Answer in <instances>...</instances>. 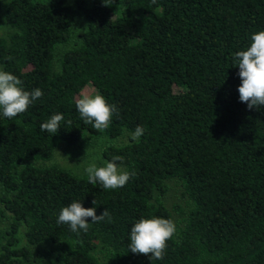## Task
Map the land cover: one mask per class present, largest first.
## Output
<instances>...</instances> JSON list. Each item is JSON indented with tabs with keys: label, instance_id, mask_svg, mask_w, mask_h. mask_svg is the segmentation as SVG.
Wrapping results in <instances>:
<instances>
[{
	"label": "trees",
	"instance_id": "trees-1",
	"mask_svg": "<svg viewBox=\"0 0 264 264\" xmlns=\"http://www.w3.org/2000/svg\"><path fill=\"white\" fill-rule=\"evenodd\" d=\"M79 15L86 28L57 69V47ZM6 19L14 31L0 36L3 71L43 96L14 118L0 110V201L13 215L0 264H264V107L240 101L235 66V53L264 30V0H10ZM88 84L118 109L104 131L76 108ZM57 113L59 132H42ZM137 126L145 129L138 141L103 152L136 173L122 188L30 163L51 159L62 143ZM171 179L191 201L182 227L160 198ZM73 200L97 215L107 209L111 220L89 218L87 232L58 224ZM154 217L176 231L164 258L152 261L129 245L134 224ZM22 223L30 244L51 247H17Z\"/></svg>",
	"mask_w": 264,
	"mask_h": 264
},
{
	"label": "clouds",
	"instance_id": "clouds-1",
	"mask_svg": "<svg viewBox=\"0 0 264 264\" xmlns=\"http://www.w3.org/2000/svg\"><path fill=\"white\" fill-rule=\"evenodd\" d=\"M155 3V0H153ZM238 73L242 80L238 91L240 101L247 103L248 108L264 107V30L251 36V44L246 50L235 53ZM22 81L14 74L0 70V110L8 118H14L27 111L29 106L43 96L41 89L29 92L21 87ZM76 108L86 124H92L99 131L107 129L112 121L116 105L109 104L101 94L91 95L82 93L76 100ZM64 117L54 114L40 125L42 132L57 134ZM145 129L137 126L131 134L134 141L144 135ZM123 156H114L105 166L98 167L95 163L85 168L87 180L93 186L99 184L106 190L124 187L135 172L122 170L117 163L123 161ZM95 203V201H94ZM89 218L92 223L105 218L111 220V215L106 209L101 215L96 214L95 208H85L81 202L73 200L65 206L59 216L58 224H67L74 232L81 229L88 231ZM176 231L173 221L166 218H142L134 224L130 232V251L137 254L148 255L153 260H162L168 247V240Z\"/></svg>",
	"mask_w": 264,
	"mask_h": 264
},
{
	"label": "rangeland",
	"instance_id": "rangeland-1",
	"mask_svg": "<svg viewBox=\"0 0 264 264\" xmlns=\"http://www.w3.org/2000/svg\"><path fill=\"white\" fill-rule=\"evenodd\" d=\"M10 0H2V5L0 7V36L4 38H9L10 34L14 31L11 25L6 19V8ZM77 0H69L70 4H75ZM86 18L83 15H79L74 23L72 37L66 44L59 45L57 47L56 55V68L60 69L59 59L61 56L69 49L76 47L80 42V33L86 28ZM0 70H3V66L0 63ZM82 93H89L91 95L99 94L97 88L92 85H86ZM131 132L126 131L122 135L116 138L109 136H101L89 141H85L77 146H69L65 143L60 144L54 152V155L49 160H36L30 163L39 167H49V166H59L68 172L83 176L86 175L85 168L91 164L95 163L98 167L105 166L107 159H105L103 152L108 146H123L131 143ZM121 169L124 170L123 166ZM167 191L163 195H160L162 201L167 205V207L172 211L176 225L182 227L184 225V219L187 217V211L190 207L191 201L184 195V189L182 183L178 179H171L166 181ZM4 193L3 188L0 186V200ZM183 209V213L177 209V207ZM13 215L11 212L7 211L4 204L0 201V253L1 246L7 241V231L13 221ZM26 224L22 223L16 234L17 247H29L32 251L38 252L43 251L51 247L52 244L40 243L32 245L29 243L27 238Z\"/></svg>",
	"mask_w": 264,
	"mask_h": 264
}]
</instances>
